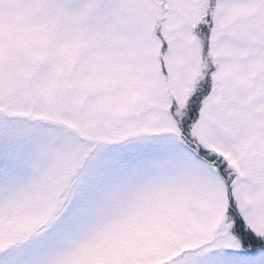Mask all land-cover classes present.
<instances>
[{
    "label": "snow or ice",
    "instance_id": "obj_1",
    "mask_svg": "<svg viewBox=\"0 0 264 264\" xmlns=\"http://www.w3.org/2000/svg\"><path fill=\"white\" fill-rule=\"evenodd\" d=\"M0 264H264V0H0Z\"/></svg>",
    "mask_w": 264,
    "mask_h": 264
}]
</instances>
